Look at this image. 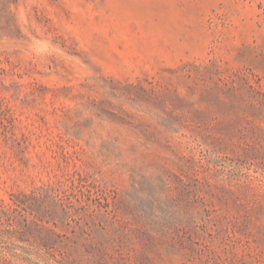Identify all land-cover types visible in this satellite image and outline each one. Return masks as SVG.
Masks as SVG:
<instances>
[{
    "label": "rangeland",
    "instance_id": "1",
    "mask_svg": "<svg viewBox=\"0 0 264 264\" xmlns=\"http://www.w3.org/2000/svg\"><path fill=\"white\" fill-rule=\"evenodd\" d=\"M0 264H264V0H0Z\"/></svg>",
    "mask_w": 264,
    "mask_h": 264
}]
</instances>
